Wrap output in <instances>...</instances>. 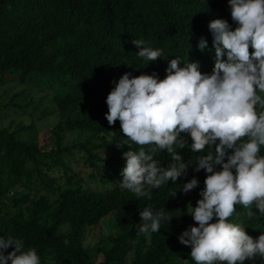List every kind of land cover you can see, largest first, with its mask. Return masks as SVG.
I'll use <instances>...</instances> for the list:
<instances>
[{"label": "trees", "instance_id": "1", "mask_svg": "<svg viewBox=\"0 0 264 264\" xmlns=\"http://www.w3.org/2000/svg\"><path fill=\"white\" fill-rule=\"evenodd\" d=\"M10 84L0 264H264V0H2Z\"/></svg>", "mask_w": 264, "mask_h": 264}, {"label": "rangeland", "instance_id": "2", "mask_svg": "<svg viewBox=\"0 0 264 264\" xmlns=\"http://www.w3.org/2000/svg\"><path fill=\"white\" fill-rule=\"evenodd\" d=\"M16 80L17 79L12 78L10 81H12V83H15ZM21 89L22 86L20 84H10V86H8L7 93H4L2 90L0 91V98L4 102H8L12 91L15 92ZM28 94L32 95V101L34 104L40 103L43 105L44 102L48 101L46 100L39 102L38 99L40 95L34 94L33 92H29L25 94V96ZM23 97L19 98L17 101L20 102L21 100H23ZM30 112H33L31 108L27 110H19L17 108L0 110V128L10 127V129L13 130L18 122H22L26 126H29L31 123H33V125H35L36 132L39 133L45 131L46 129L54 127V125L59 121L58 113L52 116L45 117L43 119H39L38 112H34L30 117H28L27 114H29ZM12 121H14L13 124H11ZM70 136L72 135L65 134L64 138L68 139L70 138ZM74 154V160H69V158H67V160H69V163L73 170V173L71 174L76 176V179L79 180V185H81V187L83 188H87L88 184H91L92 186L98 184L97 180H92L90 178L91 168L84 163L82 155L76 151H74ZM50 176L56 180L57 185H60L65 181L61 171L58 172L57 170H53L52 172H50ZM108 231L109 228L107 227L106 223L93 228H87L82 241L83 247L95 252L99 241L101 240V238H103V235L106 234Z\"/></svg>", "mask_w": 264, "mask_h": 264}, {"label": "water", "instance_id": "3", "mask_svg": "<svg viewBox=\"0 0 264 264\" xmlns=\"http://www.w3.org/2000/svg\"><path fill=\"white\" fill-rule=\"evenodd\" d=\"M1 4H2V0H0V6H1Z\"/></svg>", "mask_w": 264, "mask_h": 264}]
</instances>
